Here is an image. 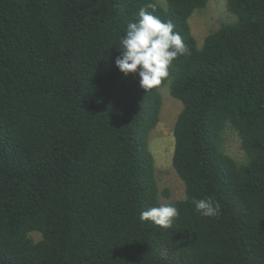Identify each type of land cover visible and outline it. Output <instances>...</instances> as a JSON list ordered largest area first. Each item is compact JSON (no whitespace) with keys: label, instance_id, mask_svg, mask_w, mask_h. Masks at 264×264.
<instances>
[{"label":"trees","instance_id":"1","mask_svg":"<svg viewBox=\"0 0 264 264\" xmlns=\"http://www.w3.org/2000/svg\"><path fill=\"white\" fill-rule=\"evenodd\" d=\"M210 1L0 0V264H264V0H228L236 20L200 47L190 19ZM149 4L188 51L146 92L115 59ZM167 84L174 168L220 212L183 197L162 228L139 214L162 203L149 138Z\"/></svg>","mask_w":264,"mask_h":264},{"label":"clouds","instance_id":"2","mask_svg":"<svg viewBox=\"0 0 264 264\" xmlns=\"http://www.w3.org/2000/svg\"><path fill=\"white\" fill-rule=\"evenodd\" d=\"M154 7L149 4L140 8L137 19L128 23L125 35L120 38V55L115 59V66L125 77L138 75L139 86L146 92L161 85L169 77L171 63L188 51L182 36L174 30L175 25L148 11ZM184 200L192 203L195 211L203 217H214L220 212L219 203L211 197L196 199L185 194ZM178 214L175 205L161 203L141 211L139 219L169 228Z\"/></svg>","mask_w":264,"mask_h":264},{"label":"rangeland","instance_id":"3","mask_svg":"<svg viewBox=\"0 0 264 264\" xmlns=\"http://www.w3.org/2000/svg\"><path fill=\"white\" fill-rule=\"evenodd\" d=\"M236 20L228 7V0H211L209 4L198 10L190 19L192 32L202 47L205 39L219 30L223 24ZM163 97L162 112L158 126L151 132L149 143L150 150L155 158L156 175L159 188L162 192V203L168 204L181 200L186 193L184 181L180 178L173 165L175 150L174 128L176 121L183 110L181 101L175 99L170 92L169 84L161 89ZM224 149L228 155L239 162L245 161V153L241 147L238 135L228 130ZM169 191L166 196L165 191ZM32 239L39 241L40 234L32 233Z\"/></svg>","mask_w":264,"mask_h":264}]
</instances>
